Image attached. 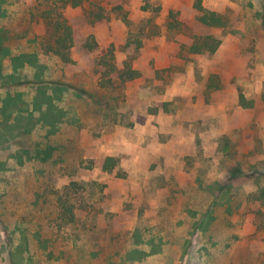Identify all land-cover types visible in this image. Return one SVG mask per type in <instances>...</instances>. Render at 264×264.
Wrapping results in <instances>:
<instances>
[{
  "label": "rangeland",
  "instance_id": "rangeland-1",
  "mask_svg": "<svg viewBox=\"0 0 264 264\" xmlns=\"http://www.w3.org/2000/svg\"><path fill=\"white\" fill-rule=\"evenodd\" d=\"M34 1L0 0V264H264V0L68 6L69 62Z\"/></svg>",
  "mask_w": 264,
  "mask_h": 264
},
{
  "label": "trees",
  "instance_id": "trees-1",
  "mask_svg": "<svg viewBox=\"0 0 264 264\" xmlns=\"http://www.w3.org/2000/svg\"><path fill=\"white\" fill-rule=\"evenodd\" d=\"M89 0H35L29 7L30 16L38 25H43L44 33L39 35V47L44 54H51L58 57L63 62H69L71 59V48L74 43V34L67 18L65 10L68 6H84ZM196 8L202 12L198 16V21L207 26H222L224 21L221 15L215 12H207L202 6L201 0L196 1ZM99 21L105 19L102 14H96ZM221 44V40L214 39L211 36L203 38V41L194 43L190 47L191 52L200 53L205 48L206 51L214 53ZM86 47L92 49L96 46L93 36H89ZM2 47L0 41V59L2 57ZM1 61V60H0ZM240 104L244 107H251L244 96L241 95ZM114 158L106 159L104 169L110 172L115 166ZM236 169L230 171V175L235 177ZM259 199L264 201V180L258 183Z\"/></svg>",
  "mask_w": 264,
  "mask_h": 264
}]
</instances>
